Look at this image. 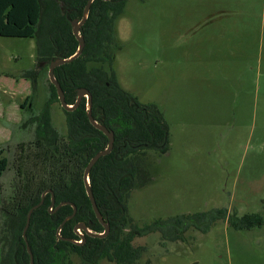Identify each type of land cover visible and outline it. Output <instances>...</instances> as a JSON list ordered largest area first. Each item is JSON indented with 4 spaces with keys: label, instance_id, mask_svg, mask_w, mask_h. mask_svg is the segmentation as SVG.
Returning <instances> with one entry per match:
<instances>
[{
    "label": "rangeland",
    "instance_id": "1",
    "mask_svg": "<svg viewBox=\"0 0 264 264\" xmlns=\"http://www.w3.org/2000/svg\"><path fill=\"white\" fill-rule=\"evenodd\" d=\"M115 26L118 83L140 103L155 104L167 127V151H144L150 180L129 191L128 218L144 227L224 211L209 224L190 218L181 235H136L133 242L144 246L137 264H264V223L239 229L231 222L264 218V0H126ZM49 83L35 38L0 35V148L8 159L0 177V264H9L26 203L21 158L32 154L36 179L50 184L59 171L51 153L36 154L45 141L34 116L45 105L58 144L66 141L64 109L50 99Z\"/></svg>",
    "mask_w": 264,
    "mask_h": 264
},
{
    "label": "trees",
    "instance_id": "2",
    "mask_svg": "<svg viewBox=\"0 0 264 264\" xmlns=\"http://www.w3.org/2000/svg\"><path fill=\"white\" fill-rule=\"evenodd\" d=\"M60 1L63 2V12L60 10ZM86 1L0 0V35L35 38L38 60L47 63L59 55L69 57L78 45L71 31L70 19L81 17ZM125 1L93 0L87 19L80 27L84 37L81 54L71 62L54 68V75L64 92L65 101L73 104L77 88L88 89L92 95V116L114 132L113 149L101 156L88 174L96 205L106 216L111 231L103 238L86 236L83 244L57 240L56 229L62 219L71 213L72 207L64 204L56 213L51 214V197L50 193H47L42 204L32 211L26 230L34 264H72L69 253L79 256L83 264H93L103 257L114 264H137L144 246L134 244L136 235L152 232H159L162 237L172 236L176 232L181 235L189 225L194 224L190 218L196 220V225H199L200 221L208 217L209 224L219 218L220 214H224L222 208L214 209L211 215L197 212L178 217H164L142 228L132 223L130 230L124 229L127 223H131L126 206L129 191L134 185L144 186L150 180L149 171L137 157L146 149L161 152L167 150V127L163 113L155 104H141L133 94L124 90L118 83L113 68L115 50L121 48L115 24L123 13ZM89 62L100 65L88 68ZM104 64L108 65V69L104 68ZM27 73L30 76L26 74L25 78L32 77L35 80V73ZM49 87L50 99L58 101L55 87L51 83ZM20 107L24 108V103H21ZM64 113L67 134L66 141L60 144L50 125L47 105L34 116L37 121V136L45 141L42 146L44 148L37 150L36 154L46 156L51 153L50 159L55 165H59V171L55 172L53 184H50L49 177L36 179L30 168L33 160L31 153L30 158H21L19 171L22 185L19 194L26 203L21 208V220L17 223L9 264H29L22 229L29 208L40 201L41 194L46 189L52 190L55 205L70 201L77 208L73 219L62 226L61 236L76 238L72 228L78 221H83L93 231L102 230L85 192L82 176L89 159L106 146L107 137L89 122L85 97H82L73 110H64ZM29 147L35 148L31 145ZM62 159L68 162L67 165L71 164V167H65L66 162ZM73 166L75 170H72ZM7 167L8 159L0 148V177ZM1 205L0 194V209ZM231 222L236 228L248 229L262 225L264 218L259 214H244L233 218ZM136 232L138 234H135Z\"/></svg>",
    "mask_w": 264,
    "mask_h": 264
},
{
    "label": "water",
    "instance_id": "3",
    "mask_svg": "<svg viewBox=\"0 0 264 264\" xmlns=\"http://www.w3.org/2000/svg\"><path fill=\"white\" fill-rule=\"evenodd\" d=\"M93 0H87L86 1V4L83 8V11H82V14H81V17L78 18V17H75L73 19H70V25H71V31H72V34L74 35V37L76 38L77 42H78V45H77V48L75 50V52L70 55L69 57H63V56H60V57H56L54 59H51L48 63V78H49V81L51 84H53V86L55 87V90H56V93H57V98H58V101L61 105V107L66 110V111H70V110H73L80 102L82 96L86 97V115H87V118L89 120V122L96 128L98 129L99 131H101L106 137H107V144L106 146L97 151L88 161V163L86 164L84 170H83V184H84V188H85V191H86V194L89 198V201L91 203V207H92V210L96 216V218L98 219V221L103 225L104 227V231L103 233H91L86 225L84 223H79L75 226V230L80 227L82 228L87 234L89 235H92V236H96V237H104L107 235L108 231H109V225L108 223L104 222L103 219H102V216H101V213L96 205V202H95V198H94V195H93V192H92V189H91V186H90V183H89V178H88V174L90 172V169L91 167L94 165V163L101 157V156H104L106 154H108L111 150H112V146H113V142H114V133L112 130H109L102 122H98L94 119V117L92 116V95L90 93V91L84 87H79L77 88L76 90V100L75 102L73 103V105H70L68 104L66 101H65V97H64V92L58 82V80L56 79L55 75H54V68L58 65H61L63 63H68V62H71L72 60H74L75 58H77L83 48H84V37L83 35L81 34L80 32V27L82 26V24L86 21L87 19V16H88V12H89V9H90V6H91V3H92ZM59 6H60V10L61 12H63L64 8H63V2L60 1L59 2ZM46 192L44 191L41 195V198H40V201L38 203H36L35 205H33L32 207L29 208L28 212H27V215H26V220H25V224H24V227L22 229V237L24 239V244L26 246V249H27V252L29 254V261H30V264H34L33 263V255H32V252L29 248V245H28V241H27V237H26V230L29 226V222H30V217H31V213L34 209L38 208L42 202H43V199H44V194ZM52 193V192H51ZM54 204V196L53 194H51V203H50V206H52ZM63 204H69L72 206L73 208V212L71 215H69L68 217H66L60 224L59 226L57 227L56 229V237L57 238H61V239H66V240H69L71 242H76L74 239H71V238H63L60 236V229L62 227V225L64 224V222L72 217L76 211V206L75 204H73L72 202H69V201H64V202H61L59 205H57L56 207L58 208L59 206L63 205ZM82 238L84 239V236H82Z\"/></svg>",
    "mask_w": 264,
    "mask_h": 264
},
{
    "label": "flooded vegetation",
    "instance_id": "4",
    "mask_svg": "<svg viewBox=\"0 0 264 264\" xmlns=\"http://www.w3.org/2000/svg\"><path fill=\"white\" fill-rule=\"evenodd\" d=\"M61 55H59V56H57V57H60ZM82 97H84V96H82ZM86 98V97H85ZM82 99V98H81ZM76 100V99H75ZM81 101V100H80ZM138 101V100H137ZM139 102V101H138ZM140 103V102H139ZM141 104H143V103H141ZM70 105H73V104H70ZM78 106V105H77ZM97 121V120H96ZM99 122V121H98ZM113 131V130H112ZM114 133V132H113ZM115 138V137H114ZM113 144H114V142H113ZM145 146H146V144H144ZM138 146V145H137ZM112 149H113V146H112ZM146 150H148V149H146ZM167 151V150H166ZM166 151H164L163 153H165ZM144 155V153L143 154H140L138 157H137V159L141 162V163H143V164H145L144 163V161L146 160L144 157H142ZM45 192L46 193H50V197H51V194H53V192H52V190L51 189H46L45 190ZM52 192V193H51ZM86 192V191H85ZM45 193V194H46ZM42 195V194H41ZM54 196V195H53ZM128 196H129V194H128ZM64 202V201H63ZM70 202V201H69ZM60 203H58L57 205H59ZM57 205H55V201H54V204L52 205V206H50L49 207V210H50V213L51 214H54V213H56L57 212V210L60 208V206L57 208L56 206ZM64 205V204H63ZM69 205V204H68ZM62 206V205H61ZM71 206V205H70ZM76 206V205H75ZM72 207V206H71ZM72 212H73V208H72V211H71V213L69 214V215H71L72 214ZM76 212H77V208H76V211H75V213H74V215L72 216V217H70V218H68L65 222H67L68 220H71V219H73V217L75 216V214H76ZM101 213V212H100ZM69 215H66L63 219H62V221L66 218V217H68ZM182 215V214H181ZM101 216H102V219H103V221L104 222H106V223H108V225H109V231H108V233H107V235L110 233V231H111V226H110V223L107 221V219H106V216L105 215H103L102 213H101ZM179 215H176V216H172V217H178ZM96 217V216H95ZM161 218H164V217H161ZM97 219V218H96ZM61 221V222H62ZM97 221H98V219H97ZM60 222V223H61ZM65 222H64V224H65ZM99 222V221H98ZM79 223H84L83 221H78V222H76L74 225H73V228H72V231H73V234H75L76 235V238H73V237H63V236H61V237H63V238H71V239H74L76 242H72V243H75V244H83L85 241H86V236H92V235H89V234H87L82 228H80V227H78L76 230L74 229L75 228V226L77 225V224H79ZM100 223V222H99ZM132 223H134L132 220H131V223H127L128 225H126L125 227H124V229L125 230H130L131 229V227H132ZM63 224V225H64ZM85 224V223H84ZM135 224V223H134ZM62 225V226H63ZM86 225V227H87V229L91 232V233H103V231H104V227H103V225L100 223V225L102 226V230L101 231H98V232H96V231H93L91 228H89L88 227V225L87 224H85ZM59 226V225H58ZM190 226V225H189ZM193 226V225H192ZM62 228V227H61ZM142 228V227H141ZM61 230V229H60ZM60 233V232H59ZM135 234H138L137 232L135 233ZM106 235V236H107ZM82 236H84V239L82 238ZM106 236H104V237H106ZM92 237H96V236H92ZM136 237H138V236H135L134 237V239L136 238ZM98 238H103V237H98ZM58 239H61V238H57V240ZM134 239H133V241H134ZM61 240H66V239H61ZM66 241H69V240H66ZM71 242V241H70ZM135 244V243H134ZM26 247V246H25ZM79 257V256H78ZM79 259H80V264H83L82 263V260H81V258L79 257ZM106 261V262H108V263H111V264H113V262H111V261H108L105 257H103V258H100L99 260H97L95 263H93V264H98V262H100V261ZM33 263H34V261H33ZM147 263V262H146ZM29 264H30V261H29Z\"/></svg>",
    "mask_w": 264,
    "mask_h": 264
}]
</instances>
